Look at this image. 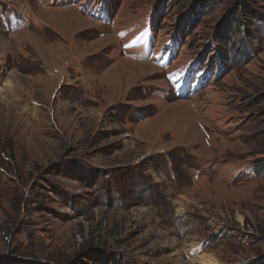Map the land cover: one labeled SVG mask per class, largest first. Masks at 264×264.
<instances>
[{
  "label": "rangeland",
  "instance_id": "374dc122",
  "mask_svg": "<svg viewBox=\"0 0 264 264\" xmlns=\"http://www.w3.org/2000/svg\"><path fill=\"white\" fill-rule=\"evenodd\" d=\"M123 2L0 0V264H264V0Z\"/></svg>",
  "mask_w": 264,
  "mask_h": 264
},
{
  "label": "bare ground",
  "instance_id": "6f19581e",
  "mask_svg": "<svg viewBox=\"0 0 264 264\" xmlns=\"http://www.w3.org/2000/svg\"><path fill=\"white\" fill-rule=\"evenodd\" d=\"M53 1L54 0H43V2H45L46 4H52ZM60 1H66V0H57V2H60ZM107 1L108 0H79V5L82 6V7L86 6L88 8L89 12L97 14V15L101 14L103 17H105V19H107L109 21H110V19H112L113 20V25H115L116 28L118 29L116 31V33H118V35L123 37V42L128 44L127 47H128L129 51L138 52V53L139 52H145V50H147V45H148L149 38H150L149 31L147 29V23H146L147 20L145 19L144 21H142V23L136 25L133 22V18L134 17H131V13L127 12V9H126L127 6H124L125 4H124L123 0H114V1H121V5L117 9L116 8L113 9L110 6L106 7L105 6V2H107ZM163 39H164V37H163ZM166 39H164V40H166ZM117 50H119V49H117ZM158 52H160V51H158ZM114 53H115V51H114ZM156 53L157 52H155V54ZM155 54H153V55H155ZM182 55H183V53H182ZM182 55H181V57L179 59L182 58ZM112 57H115V58L118 57L117 51H116L115 54L112 55ZM120 63L122 64V66H121L122 68L121 69H122L123 72L127 71V70H130V68H132V67L134 68L136 66V63H131V61H126V60L125 61H121L120 60ZM161 64H163V65L166 64V58L162 57ZM176 66H177L176 63H174L170 67H168V69H167L168 70V74L172 78V80L179 79V77L181 76V81H182V79H185L187 73L184 72L183 70L182 71L179 70V68L176 69ZM183 81H185V80H183ZM180 84H182V83H180ZM163 88L167 89V85L164 84ZM178 125L179 124L176 123L175 126H178ZM176 136L180 137L181 133H178ZM208 156H210V155H208ZM218 165H220V164H218ZM220 167H222V166H220ZM227 168L228 167L222 168V169L225 170V172L224 173L222 172L221 175L223 177H225L228 181H231L232 178L237 173H239L240 171L243 170L242 165L233 166V168H231V169L230 168L227 169ZM196 182H198V181H196ZM196 251H197V249H196ZM192 262H193V264H196L197 262L200 263V264L201 263L202 264H218L217 260H215L212 257H209L208 255H205L203 257V260L194 259V260H192Z\"/></svg>",
  "mask_w": 264,
  "mask_h": 264
},
{
  "label": "snow or ice",
  "instance_id": "6c2138e0",
  "mask_svg": "<svg viewBox=\"0 0 264 264\" xmlns=\"http://www.w3.org/2000/svg\"><path fill=\"white\" fill-rule=\"evenodd\" d=\"M127 46V45H126ZM179 87V85H177Z\"/></svg>",
  "mask_w": 264,
  "mask_h": 264
}]
</instances>
